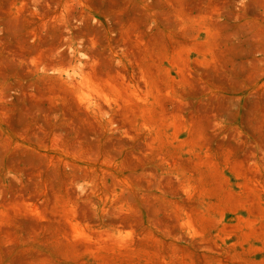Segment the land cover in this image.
Returning <instances> with one entry per match:
<instances>
[{
	"label": "rangeland",
	"instance_id": "obj_1",
	"mask_svg": "<svg viewBox=\"0 0 264 264\" xmlns=\"http://www.w3.org/2000/svg\"><path fill=\"white\" fill-rule=\"evenodd\" d=\"M0 264H264V0H0Z\"/></svg>",
	"mask_w": 264,
	"mask_h": 264
}]
</instances>
